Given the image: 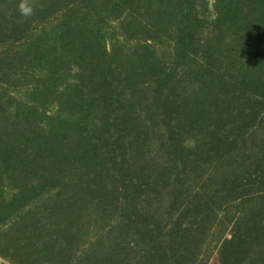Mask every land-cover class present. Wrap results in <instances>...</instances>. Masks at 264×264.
<instances>
[{
	"label": "rangeland",
	"instance_id": "rangeland-1",
	"mask_svg": "<svg viewBox=\"0 0 264 264\" xmlns=\"http://www.w3.org/2000/svg\"><path fill=\"white\" fill-rule=\"evenodd\" d=\"M30 2L0 18V264H264V0Z\"/></svg>",
	"mask_w": 264,
	"mask_h": 264
},
{
	"label": "trees",
	"instance_id": "trees-1",
	"mask_svg": "<svg viewBox=\"0 0 264 264\" xmlns=\"http://www.w3.org/2000/svg\"><path fill=\"white\" fill-rule=\"evenodd\" d=\"M74 5L71 7V8H69V5H65V12H63V16H67L68 14H67V12L70 10V9H72L74 6H77V7H81L80 5L81 4H79V5H76L75 3H73ZM13 7V6H12ZM11 6H7L5 3H3V4H0V18L3 16V15H5V14H7V13H14V12H16V11H19V6L17 7V9L14 11V7L12 8ZM79 11V10H78ZM60 12H61V10H60ZM69 13V12H68ZM14 15V14H13ZM15 16V15H14ZM15 19V18H14ZM66 25V22L65 23H62L61 24V26L60 27H57V28H55L56 30H58V31H64V30H68V27L67 26H65ZM0 31H2L3 29H5V28H3L1 25H0ZM20 32H23V30H21ZM24 38V37H23ZM37 38H39L38 39V41H40V40H43V37H37ZM72 38V37H71ZM78 38V37H77ZM64 47H66V46H64ZM63 47V48H64ZM22 56V54L18 57V58H20ZM123 118V117H122ZM107 133V132H106ZM109 133V132H108ZM119 135V134H118ZM118 135H113V137H115V136H118ZM119 141V140H118ZM28 200H31V199H28Z\"/></svg>",
	"mask_w": 264,
	"mask_h": 264
},
{
	"label": "clouds",
	"instance_id": "clouds-1",
	"mask_svg": "<svg viewBox=\"0 0 264 264\" xmlns=\"http://www.w3.org/2000/svg\"><path fill=\"white\" fill-rule=\"evenodd\" d=\"M19 11L23 17L27 18L33 14L34 6L30 0H21V3L19 4Z\"/></svg>",
	"mask_w": 264,
	"mask_h": 264
}]
</instances>
